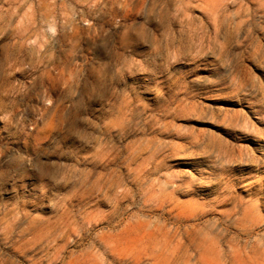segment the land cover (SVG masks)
<instances>
[{
    "label": "rangeland",
    "instance_id": "obj_1",
    "mask_svg": "<svg viewBox=\"0 0 264 264\" xmlns=\"http://www.w3.org/2000/svg\"><path fill=\"white\" fill-rule=\"evenodd\" d=\"M264 264V0H0V264Z\"/></svg>",
    "mask_w": 264,
    "mask_h": 264
},
{
    "label": "bare ground",
    "instance_id": "obj_2",
    "mask_svg": "<svg viewBox=\"0 0 264 264\" xmlns=\"http://www.w3.org/2000/svg\"><path fill=\"white\" fill-rule=\"evenodd\" d=\"M67 264H74L73 259L69 260Z\"/></svg>",
    "mask_w": 264,
    "mask_h": 264
}]
</instances>
